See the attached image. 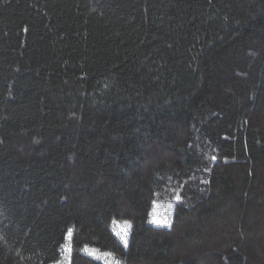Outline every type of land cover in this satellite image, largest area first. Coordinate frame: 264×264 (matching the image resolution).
<instances>
[{
    "label": "trees",
    "instance_id": "16d2710c",
    "mask_svg": "<svg viewBox=\"0 0 264 264\" xmlns=\"http://www.w3.org/2000/svg\"><path fill=\"white\" fill-rule=\"evenodd\" d=\"M117 261L264 264V0H0V264Z\"/></svg>",
    "mask_w": 264,
    "mask_h": 264
},
{
    "label": "snow or ice",
    "instance_id": "6c2138e0",
    "mask_svg": "<svg viewBox=\"0 0 264 264\" xmlns=\"http://www.w3.org/2000/svg\"><path fill=\"white\" fill-rule=\"evenodd\" d=\"M156 223H167V221H155ZM115 223V221H114ZM131 227V224L130 222L128 221H124L123 222V225H122V229H121V232H117L116 235L120 236L121 240L124 242V244L126 245L127 244V230ZM68 238L71 239V236H72V230L69 229L68 230ZM87 247L85 248V251H87ZM105 256L107 257H110L112 254L111 253H105L104 254ZM116 264H119V261L116 262Z\"/></svg>",
    "mask_w": 264,
    "mask_h": 264
},
{
    "label": "rangeland",
    "instance_id": "374dc122",
    "mask_svg": "<svg viewBox=\"0 0 264 264\" xmlns=\"http://www.w3.org/2000/svg\"><path fill=\"white\" fill-rule=\"evenodd\" d=\"M116 225H117V231L118 232H121L120 230H119V228L118 227H121L122 228V224L123 223H121V222H116L115 223ZM127 240H128V234H127ZM88 250L86 251L87 253H89V254H91V255H93V256H95V257H99V258H105L106 256L104 255L105 253H101V252H99V251H97L96 249H94V248H90V247H88L87 248ZM101 258V259H102Z\"/></svg>",
    "mask_w": 264,
    "mask_h": 264
}]
</instances>
